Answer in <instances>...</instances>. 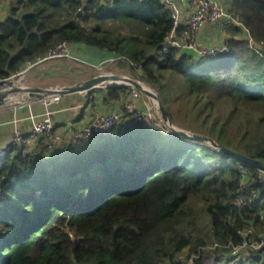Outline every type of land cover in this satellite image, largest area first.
<instances>
[{"label": "trees", "instance_id": "obj_1", "mask_svg": "<svg viewBox=\"0 0 264 264\" xmlns=\"http://www.w3.org/2000/svg\"><path fill=\"white\" fill-rule=\"evenodd\" d=\"M232 10L244 26H228V51L196 59L168 41L162 0H18L0 20V80L62 41L106 50L158 89L174 123L264 161V0ZM103 90L116 101L130 87ZM39 144L0 158V264H264V183L210 142L152 121L59 153Z\"/></svg>", "mask_w": 264, "mask_h": 264}, {"label": "built area", "instance_id": "obj_2", "mask_svg": "<svg viewBox=\"0 0 264 264\" xmlns=\"http://www.w3.org/2000/svg\"><path fill=\"white\" fill-rule=\"evenodd\" d=\"M1 1V0H0ZM165 6L170 10L171 17L173 19L174 29L168 37V41L173 45L184 47H194L197 48L200 53L205 54H215L216 52H226L228 51V46L226 42L216 46L199 47V33L207 24L220 23L221 27L227 31L228 26L231 23H236L238 20L234 11H226L223 5L218 0H190L189 10L187 12L183 11L180 4L174 0H162ZM181 25L188 26L185 34H187L184 44L179 42V37L177 36L176 29ZM72 53V43L62 41L56 46L51 48L45 56L39 57L36 61L27 62L26 66L14 74L11 78L6 80H0L3 82L0 84V94L4 92H9L18 87H27L25 79L27 74L38 64L44 62L47 59L53 58H68ZM119 84V83H118ZM108 86H113L111 84H105L101 88H106ZM58 87V86H57ZM129 98L124 102V113L129 117L130 123H144V122H158L167 124L161 115L158 107V101L153 96H150L143 92L142 90L129 86ZM146 88V87H145ZM148 89V88H147ZM152 90V89H150ZM153 92H157L152 90ZM15 94H20L16 101ZM63 95H47V96H32L29 97L28 92L15 91L8 94L5 98V104L11 102L8 106L19 107L24 105L31 106V102L37 99L43 100L46 105V110L38 116L31 112L30 117L31 122V136L42 137L45 136L50 143V150L56 151L65 142L64 137L56 132L55 122L53 119L54 109L52 104L57 102ZM14 101V102H13ZM4 105V104H3ZM15 120V119H14ZM13 120V122H14ZM122 114L120 112L111 113H100L97 114L91 124H85L80 127L72 123L69 126L70 138L72 142H77L78 140H90L94 136L105 135L109 132L111 128L117 124L122 123ZM161 125V124H159ZM163 126V125H161ZM30 143L29 138L19 129L15 128L13 130V135L11 141L8 144H4L0 141V158H4L11 152V150L16 146H26ZM258 170L259 176L264 183V171ZM248 195L238 197V204L248 205L252 202V197L254 192L251 193L250 197ZM263 217V214H262ZM252 228H248L243 231V235L246 237L243 247L249 245V236L252 234ZM262 245L261 242L253 243L252 249L256 250ZM242 247H236L233 250V254L236 256V260H240L242 257ZM210 264V263H208Z\"/></svg>", "mask_w": 264, "mask_h": 264}, {"label": "crops", "instance_id": "obj_3", "mask_svg": "<svg viewBox=\"0 0 264 264\" xmlns=\"http://www.w3.org/2000/svg\"><path fill=\"white\" fill-rule=\"evenodd\" d=\"M18 0H1L0 1V20L7 17L10 6ZM181 5L184 12L189 10L190 0H174ZM226 11H232L234 0H218ZM236 24L244 26L240 22ZM244 36L249 34L245 29ZM233 35L227 30H224L220 23L207 24L199 33V47L216 46L223 44ZM187 34L183 33L179 37V42L184 44ZM119 56L110 53L106 50L79 45L72 43V53L68 58H53L47 59L44 62L36 65L26 77V86L34 88H55L74 84L78 81H85L98 74H118L126 76H134L131 68H122L116 62ZM101 64V65H99ZM94 68L99 71L98 74L89 72V69ZM93 70V69H92ZM94 71V72H95ZM91 74H89V73ZM75 74L85 75L86 77L76 79ZM36 76V79H35ZM31 78V79H30ZM46 81H44V80ZM46 86V87H43ZM104 88L96 89L90 96H86L82 92L63 95L57 102L52 104L55 110L53 119L55 122V130L60 133L65 142H72L70 138L69 126L74 123L78 127L91 124L97 114L120 112L123 122H128L129 117L124 113V102L129 98V92L122 96L119 100L110 101L104 99ZM22 97L20 94H15V98ZM26 104V103H25ZM22 105L19 107L6 106L0 109V141L8 144L11 141L13 130L18 127L30 143L25 146L26 151L34 152L40 150L39 139L41 137L31 136V112L40 116L45 110L46 105L43 100L37 99L31 102V106ZM6 109L5 113L2 110ZM13 119L14 122L12 121ZM59 153L60 150H47L46 153Z\"/></svg>", "mask_w": 264, "mask_h": 264}, {"label": "water", "instance_id": "obj_4", "mask_svg": "<svg viewBox=\"0 0 264 264\" xmlns=\"http://www.w3.org/2000/svg\"><path fill=\"white\" fill-rule=\"evenodd\" d=\"M183 54H188L194 56L196 59H200L202 57V54L197 48L194 47H188L184 46L181 49ZM113 80V83H119V85H127V86H133L136 87L146 94L153 96L158 101V107L161 112L163 120L169 125V127L172 129L173 132L182 134L187 137H191L197 140H206L210 142L214 147L219 148V151L221 153L233 155L237 158H239L242 162L256 168L259 170L264 171V161L258 160L256 158H253L251 156H248L246 154H243L239 151L232 150L226 146L218 144L214 139L208 137V136H202L198 134H194L188 130L185 129H179L175 127L172 124V121L169 117V114L167 112L166 106L162 102L160 98V94L158 92H153L150 89H147L143 87L137 80L131 78L130 76L126 75H118V74H98L93 76L92 78L85 80V81H79L74 84L64 85V86H58L55 88H34V87H18L15 88L9 92H4L0 94V106L5 104V98L8 96V94L13 93L15 91H24L28 92L29 97L32 96H47V95H65V94H71V93H77L82 92L86 96H90L96 89L103 87V85L111 84L108 83V81ZM3 82H0V84Z\"/></svg>", "mask_w": 264, "mask_h": 264}, {"label": "rangeland", "instance_id": "obj_5", "mask_svg": "<svg viewBox=\"0 0 264 264\" xmlns=\"http://www.w3.org/2000/svg\"><path fill=\"white\" fill-rule=\"evenodd\" d=\"M237 22H240V21H237ZM241 23V22H240ZM99 65H101V64H99ZM93 69V70H92ZM92 69H89V72H91V73H96V74H98L99 73V71H95V69L94 68H92ZM95 71V72H94ZM88 72V73H89ZM91 73H89V74H91ZM77 74H75V76H76ZM81 77H83V78H85L86 76L84 75H78V76H76V79H78V78H81ZM131 78H133V79H135V80H137L143 87H147L148 89H152V90H154V91H158V89L157 88H155V87H153L150 83H148L147 81H144V80H142V79H140L138 76H136V75H132V76H130ZM31 79V78H30ZM35 79H36V76H35ZM26 80L27 79H25V82H26ZM42 80H44V79H42ZM44 81H46V80H44ZM79 82V81H78ZM111 85H113V86H118L119 84L118 83H111ZM43 87H46V86H43ZM108 87H111V86H108ZM107 88V87H106ZM99 89H101V88H99ZM98 90V89H97ZM14 101H16V98L14 99ZM13 101V102H14ZM11 102H9V103H6V104H4V105H2V106H0V109H3L4 107H6V106H8L9 104H10ZM5 111H6V109H4V110H2V112H4L5 113ZM55 111V110H54ZM14 120V119H13ZM12 120V121H13ZM172 121V120H171ZM146 123H151V122H146ZM154 124H156L157 126H160V127H166L167 129H169V130H171L172 131V129L169 127V125L168 124H165V123H161L160 121H159V124H161V125H163V126H161V125H159L158 124V122H154ZM172 124L175 126V127H177V128H179V129H185V128H183V127H181V126H179L178 124H176V123H174L173 121H172ZM15 128H18V127H15ZM14 128V129H15ZM185 130H187V129H185ZM190 131V130H189ZM204 223H208V218L206 217L205 219H204ZM186 255H187V253L186 254H183L182 255V258L184 259L185 257H186Z\"/></svg>", "mask_w": 264, "mask_h": 264}, {"label": "bare ground", "instance_id": "obj_6", "mask_svg": "<svg viewBox=\"0 0 264 264\" xmlns=\"http://www.w3.org/2000/svg\"><path fill=\"white\" fill-rule=\"evenodd\" d=\"M113 82H114V81H113V80H110V79H109V81H108V83H113ZM146 88H147V87H146ZM40 97H42V96H40Z\"/></svg>", "mask_w": 264, "mask_h": 264}]
</instances>
